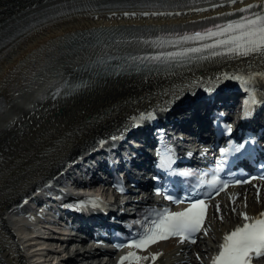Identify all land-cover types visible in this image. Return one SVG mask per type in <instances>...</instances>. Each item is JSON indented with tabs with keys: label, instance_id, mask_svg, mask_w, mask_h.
I'll use <instances>...</instances> for the list:
<instances>
[{
	"label": "bare ground",
	"instance_id": "1",
	"mask_svg": "<svg viewBox=\"0 0 264 264\" xmlns=\"http://www.w3.org/2000/svg\"><path fill=\"white\" fill-rule=\"evenodd\" d=\"M101 2L0 0V34L41 22L0 53V264H27L22 245L9 228L6 216L15 205L38 192L47 176L67 169L74 158L94 149L106 135L113 137L125 130L131 115L170 99L183 83L213 79L221 70L264 72L262 56H213L212 51L224 50L208 49L196 52L198 57L193 61L171 69L97 82L78 97L52 109L37 105L38 95L56 75L101 52L107 38L117 49L132 52L185 50L213 41L183 42L182 37L190 36L186 33L166 39L155 35L134 38L131 33L146 27L154 30L201 27L220 20L224 25L245 14L264 11L261 7L251 9L250 13L238 11L250 4L264 5V0H237L235 4L227 0L225 4L200 11L188 9L179 13L162 12L163 15L74 12ZM62 10L69 14L49 20L51 14ZM58 109L59 117L55 114ZM263 211L264 185L239 188L220 196L211 205L213 233L207 245L185 249L169 241L141 252L146 260L135 264H147L156 253L162 254L163 264H204L203 247L210 246L213 238L241 221L242 214L251 217ZM259 264H264V260Z\"/></svg>",
	"mask_w": 264,
	"mask_h": 264
},
{
	"label": "snow or ice",
	"instance_id": "2",
	"mask_svg": "<svg viewBox=\"0 0 264 264\" xmlns=\"http://www.w3.org/2000/svg\"><path fill=\"white\" fill-rule=\"evenodd\" d=\"M229 3L235 4L237 0H228ZM243 2V0H240ZM261 7L264 5L250 4L245 8L238 11L242 13H250L253 8ZM198 11L202 9H197ZM143 15H163L162 12H144ZM171 14V13H168ZM125 15H136V13H125ZM183 42L187 41H206L212 40L211 44L204 43L200 47L187 48L179 53H168L167 58L171 59L175 56H184L189 53L203 52L208 49H223L224 51H212L211 55H231V56H252L259 55L264 57V11L250 13L241 18L229 21L224 25H216L214 28L206 29L204 32H196L191 36H184L181 38ZM161 59V57H155ZM257 75L264 76V73ZM233 79H240L245 85L252 82L253 77L249 76L248 79L244 77H231ZM67 84V81H65ZM84 82L76 85V87H87ZM69 92L72 86L68 85ZM58 89L53 96L59 95ZM68 94V93H66ZM137 118H133L136 120ZM140 120L155 119L154 113L141 114ZM230 131V129H229ZM116 139V137H112ZM104 141H101L103 144ZM237 147L236 151H239ZM222 152L228 151L221 149ZM165 165L171 163L170 159L164 161ZM191 173L184 172L181 175L188 176ZM207 175V174H205ZM209 188L215 189L217 192L223 190L226 186L218 177L213 174L212 178L207 181ZM171 199V197H168ZM219 206L217 205V209ZM206 205L203 200H195L189 204V207L182 211H156L155 218L148 221L142 238L135 241L132 247L137 249L146 248L149 244H154L158 240H164L172 236L190 238L195 233L201 230V226L205 220ZM235 211V209H233ZM245 223L238 226L230 234L224 237V242L220 246L221 250L213 260V264H252L253 258L264 257V213L258 217H250L247 213L242 214ZM222 219V217H221ZM183 242V241H182ZM194 243L195 241L192 240ZM159 255V254H156ZM129 258L136 260L144 259L143 257H135L134 253H128L127 256L121 259V264ZM155 259V256H153Z\"/></svg>",
	"mask_w": 264,
	"mask_h": 264
},
{
	"label": "rangeland",
	"instance_id": "3",
	"mask_svg": "<svg viewBox=\"0 0 264 264\" xmlns=\"http://www.w3.org/2000/svg\"><path fill=\"white\" fill-rule=\"evenodd\" d=\"M59 116H60V115H58L57 117H59ZM39 120H40V119H39ZM39 120H38V121H39ZM38 121H37V122H38ZM37 122H36V123H37ZM36 123H33V124H31V125H34V124H36ZM24 140H25V139H24ZM24 140H22L21 142L23 143ZM22 143H21V144H22ZM21 144H20V145H21Z\"/></svg>",
	"mask_w": 264,
	"mask_h": 264
}]
</instances>
